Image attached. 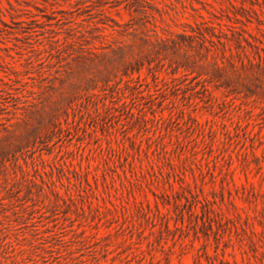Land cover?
<instances>
[{"label": "rangeland", "instance_id": "374dc122", "mask_svg": "<svg viewBox=\"0 0 264 264\" xmlns=\"http://www.w3.org/2000/svg\"><path fill=\"white\" fill-rule=\"evenodd\" d=\"M0 264H264V0H0Z\"/></svg>", "mask_w": 264, "mask_h": 264}]
</instances>
